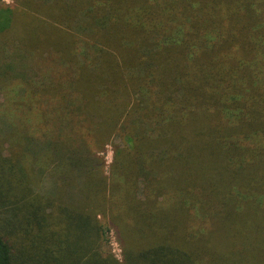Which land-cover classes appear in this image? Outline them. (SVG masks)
<instances>
[{
    "label": "trees",
    "instance_id": "16d2710c",
    "mask_svg": "<svg viewBox=\"0 0 264 264\" xmlns=\"http://www.w3.org/2000/svg\"><path fill=\"white\" fill-rule=\"evenodd\" d=\"M0 264H264V0L0 2Z\"/></svg>",
    "mask_w": 264,
    "mask_h": 264
},
{
    "label": "rangeland",
    "instance_id": "374dc122",
    "mask_svg": "<svg viewBox=\"0 0 264 264\" xmlns=\"http://www.w3.org/2000/svg\"><path fill=\"white\" fill-rule=\"evenodd\" d=\"M0 2H4V3L7 2V3H10L11 4L12 3V0H0ZM25 61H27V60L26 59L25 60H22V62H25ZM117 142H118V140L114 137V138H112L110 140V143L106 145L105 152L102 153V155L105 158L106 164H109L112 161V156H113V147H112V145H115ZM108 246H109L110 250L117 257H120L121 256L120 248H119L118 242L116 241V238H115V235H114L113 231H111L109 233Z\"/></svg>",
    "mask_w": 264,
    "mask_h": 264
}]
</instances>
